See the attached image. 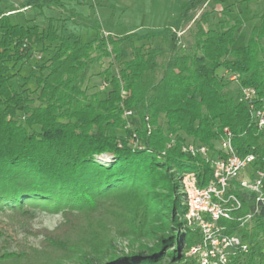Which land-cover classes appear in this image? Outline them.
Returning a JSON list of instances; mask_svg holds the SVG:
<instances>
[{
	"label": "trees",
	"instance_id": "trees-1",
	"mask_svg": "<svg viewBox=\"0 0 264 264\" xmlns=\"http://www.w3.org/2000/svg\"><path fill=\"white\" fill-rule=\"evenodd\" d=\"M209 1H183L178 18L162 29L104 35L98 28L89 42L60 35L52 21L22 25L8 14L0 16V211L24 216L31 208L63 212L66 222L40 232L45 246L60 248L76 213H91L99 199L140 191L170 234L155 238L160 242L152 248L125 252L108 246L95 264L184 259L186 244L199 243L201 233L187 225L180 177L195 171L199 186H205L213 169L202 157L183 152V145L195 142L215 151L228 127L241 155L261 153L259 131L239 100V90L229 89L234 81L223 72L239 73L238 87L264 92V11L257 9L259 0H213L222 8L217 23L207 25L210 12L196 15ZM23 7L65 10L60 0H27ZM192 21L193 43L187 46L179 32ZM251 23L248 35L245 26ZM135 36L147 41L160 37L167 45L132 41V57L123 61L122 44ZM37 50L48 57L39 56L23 76L22 67L32 63ZM105 59L111 63L100 74L108 87L88 92L92 66ZM119 62L115 74L112 66ZM31 79L37 84L36 97L26 88ZM127 124L131 127L120 134ZM102 155L113 160H97ZM236 193L241 207L220 223L250 244L249 253H240L236 263L264 264V206L242 225L238 218L255 205L252 195ZM155 229L143 233L155 234ZM170 244L173 249L164 254ZM8 256L0 254V260Z\"/></svg>",
	"mask_w": 264,
	"mask_h": 264
},
{
	"label": "rangeland",
	"instance_id": "rangeland-1",
	"mask_svg": "<svg viewBox=\"0 0 264 264\" xmlns=\"http://www.w3.org/2000/svg\"><path fill=\"white\" fill-rule=\"evenodd\" d=\"M25 1L0 0V16L8 14L13 23L22 25L38 23L41 26H47L52 21L60 35L89 42L96 37L98 28L104 35H122L128 32L142 35L150 29H162L169 26L178 18L180 11L177 14V9H180L181 3L185 0H63L67 10L57 7L24 8ZM235 1L227 0V4H233ZM221 8V5L210 0L198 11L196 18L202 12L208 11L210 14L207 25H215L219 19ZM257 9L260 12L264 11V0L258 1ZM194 28L195 24L192 21L183 31H180L183 42L187 46L193 43ZM245 28L249 35L253 23L246 25ZM132 41L136 45L152 47L167 45L160 37L149 41L139 40L137 36L132 37L122 44L123 61L132 57ZM39 56H43L40 58L41 60L48 57L37 50L36 58L31 61L32 63L22 67L21 74L23 76L29 75L32 64ZM110 63V59H105L92 66L85 84L88 92L108 87L100 72ZM121 65L120 62L114 64L112 66L113 73L116 74ZM12 82L18 86L16 78ZM27 87L31 91L32 97H36L34 90H36L37 84L34 79L29 81ZM229 89L233 93L238 92V84L230 83ZM160 121L164 124V117H161ZM130 127L127 124L118 132L124 134L125 130ZM97 160L110 163L113 159L108 155H102ZM246 170L252 171L254 167L248 165ZM158 192L161 191L158 189ZM148 203L140 191H126L99 199L95 202L93 212L76 213L67 233L68 239L64 243L65 247L60 248L45 246L42 242L44 234L40 232L45 229L54 230L60 223L66 222L63 212L54 213L31 208L29 215L24 216L21 213L11 212L10 209L0 211V254H9L7 258L0 260V264H95L96 257L102 255V249L108 246L110 249L116 247L125 252L146 246L155 247L159 241L155 238L161 235L167 236L170 231L165 224L161 223V218L159 220V216L153 212L152 202ZM153 226L156 227L155 230L158 233H143V230H150ZM10 235L14 237L11 238ZM173 247L172 244L166 246L163 249L164 254L171 252ZM189 249V245L186 244L184 259L179 262H172L166 256L157 264H201L197 258L190 255ZM17 253H25L26 256L18 258L12 255Z\"/></svg>",
	"mask_w": 264,
	"mask_h": 264
},
{
	"label": "built area",
	"instance_id": "built-area-1",
	"mask_svg": "<svg viewBox=\"0 0 264 264\" xmlns=\"http://www.w3.org/2000/svg\"><path fill=\"white\" fill-rule=\"evenodd\" d=\"M223 75L240 83L239 73L226 69ZM239 100L246 104L259 131L261 153L241 155L228 127L223 129L215 151L195 142H188L182 147L183 152L205 159L213 169V178L205 186H199L195 171L183 172L180 177L187 205V225L201 233V241L191 246L189 253L201 264H238L236 257L250 251L248 242L238 235L227 233L226 226L220 223L221 219H232L233 212L241 207L242 199L236 191L252 195L255 205L253 212L238 218L242 225L264 206V92L259 93L250 85H240ZM131 113L126 112L127 115ZM248 165H252L254 170L247 171Z\"/></svg>",
	"mask_w": 264,
	"mask_h": 264
},
{
	"label": "crops",
	"instance_id": "crops-1",
	"mask_svg": "<svg viewBox=\"0 0 264 264\" xmlns=\"http://www.w3.org/2000/svg\"><path fill=\"white\" fill-rule=\"evenodd\" d=\"M26 1H27V0H26ZM26 1H25V2H26ZM60 1L63 3L65 9L67 10V6L64 4L63 0H60ZM25 2H24V3H25ZM24 3H23V5H24ZM179 11H180V9H177V14L179 13ZM174 12H175V11H174ZM177 16H178V15H177Z\"/></svg>",
	"mask_w": 264,
	"mask_h": 264
}]
</instances>
